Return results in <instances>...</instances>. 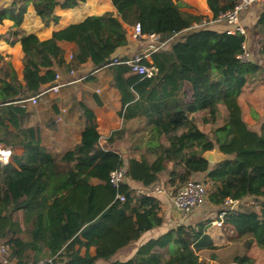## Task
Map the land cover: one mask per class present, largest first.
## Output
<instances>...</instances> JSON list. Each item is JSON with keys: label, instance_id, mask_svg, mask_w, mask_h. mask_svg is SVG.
Instances as JSON below:
<instances>
[{"label": "trees", "instance_id": "16d2710c", "mask_svg": "<svg viewBox=\"0 0 264 264\" xmlns=\"http://www.w3.org/2000/svg\"><path fill=\"white\" fill-rule=\"evenodd\" d=\"M111 1L117 15L107 12L88 17L53 32L47 40L10 31L24 52L23 83L0 53V145L14 152L23 149L22 155L12 153L11 162L0 164V246L11 247V253L4 255L6 264H37L40 237L53 256L46 264H206L200 253L218 249L206 234L209 222L177 225L142 245L130 260H116L121 249L165 223L156 196L140 194L128 183L115 187L109 182L110 174L121 167L127 168V179L144 189L156 186L167 173L173 195L190 179L204 175L208 203L213 206H224L227 198H254V205L229 210L224 229L232 230L244 247L235 263L255 264L249 251L254 246L264 249V123L258 131L250 127L239 99L248 86L264 84V63L243 62L239 56L251 36L264 54V8L246 37L209 26L193 29L204 22V16L183 11L184 0ZM84 2L12 0L9 7L0 8V23L9 19L20 27L32 4L44 25L58 24L57 7L73 9ZM238 2L207 0L214 20ZM137 24L143 34H156L162 41L185 34L184 39L152 52L151 62L141 61L155 68L151 78L126 77L131 67L110 66L116 50L128 44L126 25ZM60 42L75 44L72 63L79 66L91 60L94 69L111 70V85L121 96L120 117L132 132L126 140L127 156L100 145L95 114L84 103L79 105L87 123L81 143L60 158L43 147L41 129L27 125L29 107L21 102L47 89L58 69L74 70V64L66 63ZM186 83L192 86L191 102L184 91ZM202 111H208L204 124L216 125L222 120L210 134L190 118ZM216 149L229 159L211 164L203 158ZM168 164L172 166L168 168ZM92 178L102 184L92 186ZM63 190L65 194L59 196ZM43 195L48 200L55 197L54 201L45 213L38 211L29 232V206ZM20 211L25 230L17 218ZM84 244L95 247L96 255H81L78 246Z\"/></svg>", "mask_w": 264, "mask_h": 264}, {"label": "crops", "instance_id": "0c3cea01", "mask_svg": "<svg viewBox=\"0 0 264 264\" xmlns=\"http://www.w3.org/2000/svg\"><path fill=\"white\" fill-rule=\"evenodd\" d=\"M184 1L186 3V7L183 8V11L204 16V21L208 23L207 26H209L212 30L218 32L226 31L227 25L224 23L213 22V13L208 7L207 0ZM11 3L12 0H0V8H7L11 5ZM251 11L257 12L258 9H252ZM107 12H112L117 15V10L111 0H86V2L81 3L78 7L73 9L63 10L60 7H57L55 9V13L60 16V21L58 24L52 23L46 26L36 14L34 6L30 4L20 27H15L14 22L9 19H5L0 23V53L7 57V59L12 63L19 80L23 83L24 52L21 43L16 41L13 35L9 34L10 31L19 33L20 35L34 34L41 40H47L52 37V34L55 31H60L70 25L81 23L88 17L101 16ZM251 15L253 16V13H251ZM246 16L248 17L249 15L246 14L245 17ZM254 18H256L255 15L253 19ZM255 21L252 23H255ZM252 23H249L248 25H252ZM126 29L128 31V44L118 48L112 57L118 59H131L139 55H145L146 59L151 62V53L154 52L153 47H155L157 43L153 42L148 36L139 38L134 37L133 27L126 25ZM176 38L181 40L185 37L179 35ZM250 43L251 41L249 38L248 47L251 51L252 49ZM168 45L169 44L166 46ZM59 46L64 50L66 63H72L70 58L76 53L75 44L60 42ZM257 57L259 58V61L264 63V54L259 53ZM72 64H74V75H70V71H64V68L58 69V73L62 75L63 80L66 82L78 79H81V81H77L63 87L60 94L56 95L48 93L42 96L39 98L37 103L39 104V108L37 111H34L36 112V115L33 117L35 120L33 126L41 129L43 147L55 157L60 158L67 152L72 151L78 144L81 143L82 134L87 123L79 105L80 103H84L95 114L96 124L101 135L100 145L127 156L128 143H126V140L128 137L132 136V132L124 125L123 120L120 117V112L122 110L121 96L120 92L111 85V81L113 79L111 70L107 68L96 70L94 69V65L91 60L79 66L74 62ZM132 75H135V73L131 71L126 75V77ZM184 91L187 93V101L191 102L193 96L191 84L186 83ZM239 102L243 109L244 120L250 125V127L258 131L260 129V125L264 123V84L258 83L248 86L241 94ZM37 104H28V107H35ZM222 113L225 117L227 116L225 109H222ZM206 115V111H202L191 114L190 118L196 119L198 128L202 132L210 134L211 130L209 132L204 131L201 126L203 124L202 119ZM205 126L209 125L205 124ZM123 149L126 150L125 153L122 151ZM214 152L220 156L221 160L229 159L228 156L221 154L218 151ZM16 154L18 155V153ZM22 154L23 149L22 153L19 155ZM165 178H167V176H165ZM125 183H128L134 189H143V186L140 183L131 179H127ZM90 184L92 186H98L102 184V181L92 178L90 180ZM164 184L169 190H166L165 188L166 192L164 194L156 195L160 201L161 215L165 220L164 225L145 233L140 240L132 242L125 248L121 249L116 257V260H130L136 255L138 249L142 245L152 239L164 235L178 224L197 225L200 222H204V209H201L186 218L182 217L173 206L171 199L173 194L171 192L172 188L169 186V182ZM64 194L65 191L63 190L60 192L59 196ZM46 196L47 195L41 196V198L37 201L33 200L32 204L29 206V232L34 225L39 212L43 210L45 213L48 209V205H51L54 201L55 197L48 200ZM250 199L251 197L244 199V205H250L248 204ZM38 203H40L39 206ZM17 218L25 230L23 223L24 214L22 211L18 212ZM206 234L211 237L214 244L218 248L217 250H205L200 253L201 260L205 261L206 264H236L235 258L244 253L243 244L236 241L237 235L232 232V230L218 229L208 226ZM28 239H30V237ZM82 241L86 243L85 239H82ZM38 244L41 247V252L37 258V264L50 263L53 258L52 253L48 247H46L41 237ZM78 251L83 256L87 253L92 256L96 255V248L92 246L87 247L85 244L78 246ZM30 256V260L33 262L34 255L30 254ZM249 256L254 260L255 264H264V249L254 246L249 251ZM0 264H5L4 258L0 257ZM9 264H16V261H12ZM99 264L109 263L100 261Z\"/></svg>", "mask_w": 264, "mask_h": 264}, {"label": "built area", "instance_id": "2783aa9c", "mask_svg": "<svg viewBox=\"0 0 264 264\" xmlns=\"http://www.w3.org/2000/svg\"><path fill=\"white\" fill-rule=\"evenodd\" d=\"M258 6L261 8H264V0H239L235 8L231 11H228L224 14H222L217 20H213L214 23H224L227 25L226 32L231 35H244L248 37V30L246 24L243 22V16L245 13L250 10L251 7ZM208 25L205 21L202 24H196L193 29H203ZM134 30V37H150L153 42H156L157 45L153 47V51H157L167 44H171L174 39L177 37V35L162 41L160 37L156 34L152 35H145L142 33L140 24H137L133 27ZM243 53L239 56V59L243 62H249L253 61L254 58L252 56V53L250 51V48L248 47V40L243 45ZM146 58L145 55H139L137 57L131 58V59H118L113 58V62L110 64L112 65H128L132 68V72L135 73V75H144L147 78H151L155 73V68L148 67L146 65H143L141 61ZM73 59V56L70 58ZM75 70L70 71V75H74ZM83 80V79H82ZM77 81H81V79L78 80H71V81H64L61 74L57 73L55 76L54 82L44 91L39 93L38 95L32 97L31 99L27 101H22L21 103H27L36 105L38 103L39 98L42 96L53 93V94H60L63 87L73 84ZM1 148V147H0ZM5 150V149H4ZM4 151L0 149V162L3 164L9 163V154L3 155ZM127 180V168L121 167L116 170H114L110 174L109 182L114 185L115 187H119L122 183H125ZM137 192L140 194H146L148 196H156L160 194H164L166 191L164 188L153 186L149 189H137ZM172 203L174 208L183 215L184 218L190 216L191 214L200 211L203 206H205L208 203V188L205 184V180H199L192 178L190 179L183 187H181L178 192L171 196ZM121 201H125V197L120 196ZM245 202L244 200H233L232 198H227L225 200V204L222 207H219L217 214L215 217L209 220V226L218 228V229H224L225 228V217L227 216V213L229 210H237L239 206L243 205ZM250 205L255 204V199L251 197L250 202L248 203ZM11 253V247L9 245H1L0 246V257L4 258V255H7ZM4 263L6 264L7 261L4 258Z\"/></svg>", "mask_w": 264, "mask_h": 264}, {"label": "rangeland", "instance_id": "374dc122", "mask_svg": "<svg viewBox=\"0 0 264 264\" xmlns=\"http://www.w3.org/2000/svg\"><path fill=\"white\" fill-rule=\"evenodd\" d=\"M258 9V11L257 12H253V11H251L252 9ZM261 9H263V8H261V7H257V6H254V7H251L250 8V10H248L247 12H246V14H248L249 16L247 17H245V15L243 16V22L246 24V26L249 24V23H252L253 21H255L256 20V18L258 17V15H259V12L261 11ZM251 13H253V16L251 15ZM254 13H256V14H254ZM254 15H255V17L256 18H254L253 19V17H254ZM251 25V24H250ZM250 25H248L247 26V30L249 29V27H250ZM252 25H253V23H252ZM185 35V34H184ZM184 35H182V37L184 36ZM179 38H175L174 39V41H176V40H178ZM250 41H251V43H250V46H251V53H252V56L254 57V59H255V61L256 60H258L259 58L257 57V55L261 52V50H260V48L258 47V44L255 42V41H258L257 39L255 40L252 36L250 37ZM258 52V53H257ZM260 57V56H259ZM0 75H1V71H0ZM39 104H37V106H35V107H29V109H30V116H29V118H28V121H27V125H29V126H33L34 125V122H35V120H34V116L36 115L35 113L36 112H34V111H37V109L39 108V106H38ZM206 114H208V111H206ZM222 122V120L221 121H219V123L218 124H216V125H209V126H205V124L203 123L201 126H202V128H203V130L204 131H210V130H212V129H214V127L215 128H217V127H219V126H221V123ZM210 133H211V131H210ZM0 149H2V151H8V153H9V162H11L12 161V153H14V151H12L11 149H7V148H4V147H2L1 145H0ZM5 149V150H4ZM15 153H18V155L19 154H21L22 153V149H16L15 150ZM0 164H3V162L1 163L0 162ZM172 165L171 164H168V168L169 167H171ZM165 176H167V173H164L163 175H162V179H161V181H160V183H158L156 186H158V187H161V188H166V190H169V189H167L168 187H165V184L164 183H166V182H168L169 180V176H167V178H165ZM195 179H199V180H202V181H204L205 180V178H204V175H197V176H195L194 177ZM164 179V180H163ZM164 181V182H163ZM209 188V187H208ZM202 209H204L205 211H204V216H203V221L204 222H209V220L208 219H210V220H212L214 217H215V215L217 214V212H218V209H219V206H213V205H211V204H209V203H207L205 206H203L202 207ZM181 216L183 217V215L181 214ZM201 223V222H200ZM179 225V224H178ZM188 225V224H187Z\"/></svg>", "mask_w": 264, "mask_h": 264}, {"label": "water", "instance_id": "95a60500", "mask_svg": "<svg viewBox=\"0 0 264 264\" xmlns=\"http://www.w3.org/2000/svg\"><path fill=\"white\" fill-rule=\"evenodd\" d=\"M124 153L126 152V150H122ZM214 151H218L220 152L218 149L214 150ZM214 151H208L206 152L204 155H203V158L208 161L209 163L211 164H218L220 163L221 161V158L218 154H216ZM221 153V152H220ZM222 154V153H221Z\"/></svg>", "mask_w": 264, "mask_h": 264}, {"label": "bare ground", "instance_id": "6f19581e", "mask_svg": "<svg viewBox=\"0 0 264 264\" xmlns=\"http://www.w3.org/2000/svg\"><path fill=\"white\" fill-rule=\"evenodd\" d=\"M8 154H9L8 151L5 150L3 155L7 156ZM0 160H1V157H0Z\"/></svg>", "mask_w": 264, "mask_h": 264}]
</instances>
